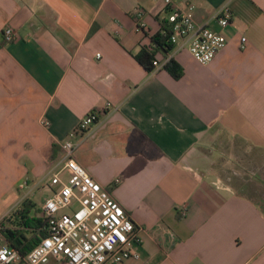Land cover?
Returning a JSON list of instances; mask_svg holds the SVG:
<instances>
[{"label":"crops","instance_id":"1","mask_svg":"<svg viewBox=\"0 0 264 264\" xmlns=\"http://www.w3.org/2000/svg\"><path fill=\"white\" fill-rule=\"evenodd\" d=\"M172 1L194 3L195 22L215 29L217 12L231 14L209 63L188 39L157 51L152 71L137 61L162 27L163 0H0V203L22 180L51 192L61 144L97 109L73 157L135 224L140 258L120 264H264V0ZM34 186L0 218L34 204Z\"/></svg>","mask_w":264,"mask_h":264},{"label":"built area","instance_id":"2","mask_svg":"<svg viewBox=\"0 0 264 264\" xmlns=\"http://www.w3.org/2000/svg\"><path fill=\"white\" fill-rule=\"evenodd\" d=\"M165 5L164 26L160 32L166 42L174 45L188 39V51L199 64L209 63L224 48L227 38L223 29L228 25L230 13L220 10L213 17L220 29L194 20L195 4L177 5L163 0ZM144 9L136 6L131 10L135 28L146 30L142 19ZM6 42L16 37L15 31L6 26L2 31ZM246 38H241L244 48ZM100 57V54H96ZM168 59L165 60V63ZM153 67H160L154 59ZM99 110L92 109L82 117L67 139L61 144L60 156L49 177L50 195L39 205V215L45 222L38 227L40 235L34 246L21 253L11 246L4 236L6 228H17L8 223L12 213L0 218V264H120L124 260L139 259L140 240L130 215L73 157L78 132H84L98 121ZM41 125L48 120L41 117ZM22 186V185H21ZM185 214V207L181 209Z\"/></svg>","mask_w":264,"mask_h":264},{"label":"trees","instance_id":"3","mask_svg":"<svg viewBox=\"0 0 264 264\" xmlns=\"http://www.w3.org/2000/svg\"><path fill=\"white\" fill-rule=\"evenodd\" d=\"M164 23L163 20L162 26ZM151 41L153 45L142 48L136 57L140 65L148 71L153 69L152 61L157 51L167 52L172 48V45L166 42V37L160 31L151 37ZM164 68L174 78H179L182 74V69L172 59L164 64ZM44 222V217L39 215V209L35 208L31 201H24L21 207L12 213V220H8L9 224L17 228H6L3 231L4 236L11 246L17 248L21 253H26L36 244L40 235L38 227Z\"/></svg>","mask_w":264,"mask_h":264},{"label":"rangeland","instance_id":"4","mask_svg":"<svg viewBox=\"0 0 264 264\" xmlns=\"http://www.w3.org/2000/svg\"><path fill=\"white\" fill-rule=\"evenodd\" d=\"M19 183L20 182H18L16 184V188L13 190V192L11 193L9 198H7L6 200L2 201V203H0V206L5 207V206L9 205L10 200H11V198H13V196L14 197L18 196V198H19V197L23 196L24 193L28 192L29 189L31 190L32 186H34L31 183H27V180H22V183L20 185H19ZM258 189L260 191L263 190V192H264V187L263 188L260 187ZM49 195H50L49 189L46 188L44 182H41V181L37 186L33 187L31 192H29V197L34 202L35 208H38L39 205L43 202L44 198L46 196H49ZM262 198L264 199V196H262ZM261 205L264 207V203H261ZM47 264H53V262L49 261Z\"/></svg>","mask_w":264,"mask_h":264}]
</instances>
